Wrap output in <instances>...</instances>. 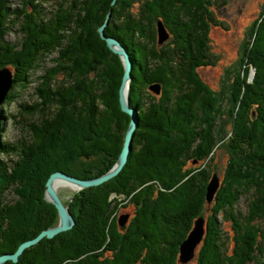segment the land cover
Masks as SVG:
<instances>
[{
	"label": "trees",
	"instance_id": "16d2710c",
	"mask_svg": "<svg viewBox=\"0 0 264 264\" xmlns=\"http://www.w3.org/2000/svg\"><path fill=\"white\" fill-rule=\"evenodd\" d=\"M46 1L26 0L19 10L9 0H0V69L9 67L15 83L27 82L45 57L58 53L56 67L39 90L42 103L24 104L21 109L36 142L28 146L21 140L0 142V153L17 157L15 163L0 161L5 190L23 183L29 156L38 154L54 134L63 141L68 128L75 130L72 137L80 154L103 153L113 160L120 155L130 116L120 104L122 59L99 32L107 19L105 34L118 39L130 53V104L138 109L139 121L123 170L81 193L83 206L75 228L41 240L27 248L19 262L6 264H101L94 250L117 247L119 242L115 213L120 195L131 196L137 206L135 234L154 243L139 264L181 263L180 244L200 216L206 218V233L197 264H250L264 253V15L256 21L247 63L233 93L231 155L209 203L207 188L215 172L206 160L218 141L211 126L201 127L202 115L213 102L195 71L206 61L208 0H69L59 2L54 11L43 5ZM134 1L140 3L138 10L133 9ZM16 21L23 33L20 43L7 40ZM159 21L173 33L175 50L169 43L158 47ZM58 71L65 72L68 81L52 86V75ZM154 84L161 86L157 101L147 89ZM39 105L44 107L40 124L29 123ZM244 196L247 209L241 212L236 206ZM21 209L22 204L0 194V255L56 226L58 214L49 212L28 227ZM220 216L233 224L232 245L223 238ZM119 260L109 263L132 264L121 256Z\"/></svg>",
	"mask_w": 264,
	"mask_h": 264
},
{
	"label": "rangeland",
	"instance_id": "374dc122",
	"mask_svg": "<svg viewBox=\"0 0 264 264\" xmlns=\"http://www.w3.org/2000/svg\"><path fill=\"white\" fill-rule=\"evenodd\" d=\"M63 1L69 0H47L43 5L47 9L49 8L51 11H54L58 8V3ZM25 2L26 0H9V5L12 8L20 10ZM133 5H135L133 7L134 10H138L140 7L138 1H134ZM208 5L209 13L205 17L207 24L206 61L204 62L205 64L196 66L195 71L201 84L200 86L204 87V94H208L206 96L213 102L210 111L202 115L203 122L201 121V127L209 128L211 126L218 141V145L206 162L210 163L212 172L223 178L231 155L229 139L232 134L233 125V93L238 87V77L243 74L247 63L246 51L247 47L254 40L253 30L256 21L264 15V0H208ZM11 26L12 30L7 36V40L20 43L23 39V33L19 28L20 24L16 21ZM167 33L168 38L163 43L159 41L158 33V47L160 48L164 43H169L174 49L175 37L173 33L169 31ZM57 56L58 53L54 52L45 57L40 67L32 71L30 79L27 82L14 83L9 92L10 96L8 95L9 97L0 105L2 121L0 128L1 143L15 144L21 140L28 146L36 142L34 132L27 125L26 116L22 115L23 112L21 113L23 110L22 106L24 104L34 105L42 103L43 100L39 90L42 88L41 85L46 76L51 75L53 69L56 67L57 63L55 61ZM254 75L255 70L253 69L250 72V80L254 78ZM66 76L63 71L56 72L52 75V82L55 83L52 86L60 83L65 84L68 81ZM147 89L155 101L159 100V94L155 93L151 89V86ZM41 109H44L43 105H39V108L29 116V123L35 122V124H40ZM73 131L68 128L66 131L67 135L64 136L63 141H59L57 134H54L43 145L38 154L29 156L23 172V183L17 184L13 189L6 191L5 185L1 182L2 179L0 178V194L6 195L7 200L11 203L22 204V209L20 210L21 219L23 224H26L28 227L34 224L39 215L49 212L58 214L56 225L60 222L58 209L51 202L47 191V182L53 172L61 171L80 179H92L110 171L118 160V158L113 160L103 153L88 156L80 154L79 143L74 136L72 137ZM2 160L8 163H15L17 157L14 155L6 156L1 152L0 161ZM201 161H203L202 158L193 164H199ZM187 166H193L190 160ZM87 188L90 187H80L77 189L65 183L60 185L56 190L74 219H77L80 207L83 206L81 193ZM119 197L121 204L116 212V217H119V220H121L125 214L129 213L131 219L127 222L128 227L133 220L132 217L137 212V206L131 196L120 195ZM45 207H49V210ZM236 208L241 212L246 211L247 202L245 196L240 199ZM218 219L224 233L223 238L227 239L228 243L232 245L234 230L231 220L225 216H220ZM119 226L121 225L119 224ZM73 228L75 226L69 230ZM69 230L62 231L50 238L45 235L41 240L55 239L57 235L66 233ZM67 237L70 238V235H67ZM1 245L2 237L0 233ZM201 246L200 242L196 248L194 258L188 264H197ZM258 254L250 264H264V253ZM19 260L11 261L17 263ZM179 264L182 263L179 262Z\"/></svg>",
	"mask_w": 264,
	"mask_h": 264
},
{
	"label": "water",
	"instance_id": "95a60500",
	"mask_svg": "<svg viewBox=\"0 0 264 264\" xmlns=\"http://www.w3.org/2000/svg\"><path fill=\"white\" fill-rule=\"evenodd\" d=\"M114 0L113 2H115ZM110 13L108 14V17ZM109 24L107 19L100 27L99 32L101 37L106 40L108 47L115 53H117L123 62L124 65V74L123 80L120 87V104L124 112L129 114L130 123L128 125L125 139L123 143V148L118 157L116 164L111 168L110 171L104 173L101 176L92 178V179H80L69 174H66L61 171L53 172L47 182V191L50 196V200L57 207L60 222L58 225L53 227H48L41 231L35 237L28 239L21 243L18 249L13 253H3L0 255V264L6 263L8 260L18 261L20 255L25 251L28 246H31L39 242L45 235L50 237L55 236L56 234L69 230L73 227L75 219L69 209L65 206L59 194L56 191L54 182L56 180L64 179L72 183L78 184L80 187H92L100 185L109 179L118 175L126 165L129 159V155L132 151L134 133L138 126V111L135 107L130 104V88L132 81V69L133 63L130 57V53L127 48L115 37L107 36L105 34V27ZM167 29L163 22H158V33L159 41L163 43L168 38ZM15 83L14 75L12 70L9 67H3L0 69V105L4 103L7 99L11 88ZM151 89L156 92H161V86L159 84H154L151 86ZM1 110H0V128H1ZM220 177L218 174H214L207 188V199L211 203L218 188L220 187ZM127 221V217H123L120 220V223L123 225ZM206 233V218L203 216L198 217L195 220L194 227L191 229L185 240L180 244V261L181 263H187L194 258L195 251L197 246L203 240V237Z\"/></svg>",
	"mask_w": 264,
	"mask_h": 264
},
{
	"label": "flooded vegetation",
	"instance_id": "af4514ba",
	"mask_svg": "<svg viewBox=\"0 0 264 264\" xmlns=\"http://www.w3.org/2000/svg\"><path fill=\"white\" fill-rule=\"evenodd\" d=\"M116 215V213H115ZM124 217H127L125 224H121L119 220V226L116 228L119 236V242L117 247H112V245L102 246L99 250H94L98 254L97 262L101 264H110L111 263L121 262L122 258L119 260V257L127 258L132 264H139L143 258L149 256L154 248V243L151 242L148 238L141 239L140 234L137 236L133 224L135 222V215L132 217V222L127 227V222L131 219L129 213L125 214ZM132 227L134 230H132ZM132 239V240H131ZM143 247L141 248V246Z\"/></svg>",
	"mask_w": 264,
	"mask_h": 264
},
{
	"label": "bare ground",
	"instance_id": "6f19581e",
	"mask_svg": "<svg viewBox=\"0 0 264 264\" xmlns=\"http://www.w3.org/2000/svg\"><path fill=\"white\" fill-rule=\"evenodd\" d=\"M172 2V1H171ZM178 18V17H177ZM182 29V28H181ZM187 44V43H186ZM240 86V85H239ZM150 90V89H149ZM196 92V91H195ZM189 93V92H188ZM207 97V96H206ZM131 99V98H130ZM188 103V102H187ZM190 103H192V102H190ZM184 109V108H183ZM179 116V115H178ZM152 119V118H151ZM186 124V123H185ZM140 125V124H139ZM155 137V136H154ZM151 138V137H150ZM217 143V142H216ZM167 145V144H166ZM182 145V144H181ZM170 146V145H169ZM134 147V146H133ZM184 148V147H183ZM149 152V151H148ZM54 158V157H53ZM105 158V157H104ZM34 162V161H33ZM133 167V166H132ZM150 169V168H149ZM44 174V173H43ZM40 179V178H39ZM67 184V185H71V186H73V187H75V188H80V186L78 185V184H76V183H72V182H69V181H67V180H64V179H58V180H56L55 182H54V186H55V188H56V190H57V188L60 186V185H62V184ZM166 194V193H165ZM165 196V195H164ZM177 196V195H176ZM222 215V214H221ZM102 218V217H101ZM236 220V219H235ZM77 220L75 219V222H76ZM75 224V223H74ZM76 225V224H75ZM74 226V225H73ZM219 232V231H218ZM211 238V237H210ZM218 243V242H217ZM212 245V244H211ZM219 247V246H218ZM55 248V247H54ZM33 256V255H32ZM242 256V255H241ZM245 256V255H244ZM216 257V256H215ZM224 257V256H223Z\"/></svg>",
	"mask_w": 264,
	"mask_h": 264
}]
</instances>
